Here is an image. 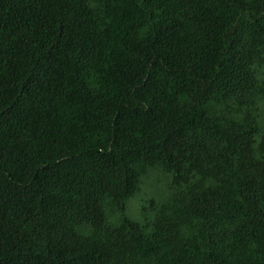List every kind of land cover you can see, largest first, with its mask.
Returning <instances> with one entry per match:
<instances>
[{
	"label": "trees",
	"instance_id": "16d2710c",
	"mask_svg": "<svg viewBox=\"0 0 264 264\" xmlns=\"http://www.w3.org/2000/svg\"><path fill=\"white\" fill-rule=\"evenodd\" d=\"M0 264H264V0H0Z\"/></svg>",
	"mask_w": 264,
	"mask_h": 264
},
{
	"label": "rangeland",
	"instance_id": "374dc122",
	"mask_svg": "<svg viewBox=\"0 0 264 264\" xmlns=\"http://www.w3.org/2000/svg\"><path fill=\"white\" fill-rule=\"evenodd\" d=\"M174 192L168 173L157 168L150 169L142 176L138 190L126 200L123 215L130 221L145 225L154 218L155 208L169 202ZM107 221L115 225L119 215L107 212Z\"/></svg>",
	"mask_w": 264,
	"mask_h": 264
}]
</instances>
